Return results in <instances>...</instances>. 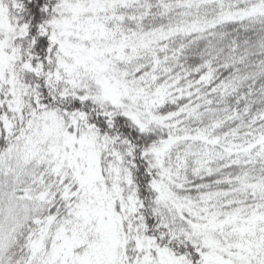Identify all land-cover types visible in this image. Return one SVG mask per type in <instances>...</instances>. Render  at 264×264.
Wrapping results in <instances>:
<instances>
[{
    "label": "snow or ice",
    "instance_id": "6c2138e0",
    "mask_svg": "<svg viewBox=\"0 0 264 264\" xmlns=\"http://www.w3.org/2000/svg\"><path fill=\"white\" fill-rule=\"evenodd\" d=\"M0 264H264V0H0Z\"/></svg>",
    "mask_w": 264,
    "mask_h": 264
}]
</instances>
